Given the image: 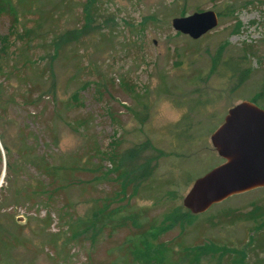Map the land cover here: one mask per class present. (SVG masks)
Returning <instances> with one entry per match:
<instances>
[{
	"label": "rangeland",
	"instance_id": "rangeland-1",
	"mask_svg": "<svg viewBox=\"0 0 264 264\" xmlns=\"http://www.w3.org/2000/svg\"><path fill=\"white\" fill-rule=\"evenodd\" d=\"M11 2H17L18 24L41 20V38L21 44L12 35L5 42L4 65L14 71L0 75V86L13 100L0 112V133L13 145L5 154L0 141V263L6 222L15 237L12 264H138L120 255L125 231L91 239L76 225L70 232L68 222L87 215L97 197L116 188L113 177L125 153L145 141L140 156L154 157L153 176L128 203L149 219L159 221L180 204L191 180L222 161L209 135L230 106L256 92L264 76V0ZM206 9L221 15L201 37L191 39L171 27L172 17ZM9 22L8 12L0 11V36L8 34ZM70 31L58 48L51 44V37ZM219 45L225 56L244 57L246 76L238 86L228 72H209ZM22 80L41 95L29 105L22 104ZM183 115L191 123L187 137L174 138L167 127ZM23 133L27 141L19 146ZM22 149L30 153L27 160L18 156ZM7 160L16 161L13 178ZM39 161L62 166L55 190L38 173ZM167 188L178 198L163 196ZM36 190L44 193L35 195ZM256 203L264 205V187L230 196L160 239L225 245L220 264H264V225L222 222L223 212L237 215ZM252 234L261 239L254 253L245 246Z\"/></svg>",
	"mask_w": 264,
	"mask_h": 264
},
{
	"label": "trees",
	"instance_id": "trees-1",
	"mask_svg": "<svg viewBox=\"0 0 264 264\" xmlns=\"http://www.w3.org/2000/svg\"><path fill=\"white\" fill-rule=\"evenodd\" d=\"M18 1L21 3L24 0ZM16 5L17 2L13 4L11 0H4L3 4L0 2V11L8 12L10 16L8 34L0 36V75H5V72L14 71L12 67L6 68L3 61L8 49V42L5 44L7 38L9 39V37L13 35L15 39L21 41V44H28L34 39L41 38V35H38L41 33V30H39L41 26L39 22H41V20L38 19L36 24L33 23L29 26L26 24H18ZM216 14L219 16L221 12H217ZM88 21H91V19ZM69 34H72L71 31L51 37V44L58 48L62 39ZM242 50L244 52H249L246 48H242ZM243 64V55H236L234 57L230 55L225 56L222 45H219L210 55L209 72L217 70L228 72V77L234 78V84L238 86L244 81L246 76V68L243 67ZM22 81L23 85L27 86L22 97V104L29 105L40 98L41 95L36 94L35 89L31 88L33 86L31 83L25 80ZM32 97L35 99H29ZM12 100L13 96L5 93V90L0 86V112H4ZM248 100L264 108V76L260 80L256 92ZM190 126L191 123L187 120V116L183 115L177 121L168 125L167 132L171 136L173 135L174 138L180 136L187 137L186 131ZM23 135L24 133L20 134L22 138H19L17 142L19 146L26 144L27 138L23 137ZM0 141L5 154H10L13 143L7 141L3 133H0ZM145 142L131 147L127 153H125V162L118 165L117 173L113 177V180L116 182V188L101 197H97L87 215L75 217L68 222L69 231L71 232L76 225L82 229L83 233H88L91 239H94L99 234L111 235L119 230L125 231L118 248L120 255H122L124 259H128V261L130 260L132 263L205 264L204 261L209 258L211 260L215 259V262L213 261L212 264H220L221 259L227 255L226 252L228 251V247L225 245H217L212 241H205L184 246L181 242L179 243L178 240L163 241L160 239L161 234L164 232L173 227L183 229L185 226L191 224L195 216L201 214L192 213L182 205L181 198L183 194H180V204L174 205L159 221L155 218L149 219L142 208L132 209L133 207H130L128 199L134 196L137 186L153 176L154 164L152 160L154 157L140 156V154L146 150L144 147L147 145V142ZM19 155L21 159L25 158L27 160L30 153L22 149L20 154L18 153V156ZM39 162L38 165L36 164L38 173L45 175L48 181L52 180L53 182L49 183L48 186L55 190L56 186L54 185L57 181L58 171L62 166L49 164L45 161ZM16 168V161L11 163L10 160H7L5 162V169L10 172L12 178L16 174ZM188 182L189 178L184 182L185 186H187ZM125 189H129V191ZM23 191L25 190L23 189ZM35 193V195H42L44 192L43 190H36ZM178 195L179 193L177 194L176 190L171 188H167L163 192V196L167 198H178ZM222 214L224 216V221L222 222L226 224L236 219H243L256 223V226L259 228L264 225V205L260 203L251 206L247 212L237 213V215L232 213V211H225ZM3 228L6 232L3 242L5 244V256L2 259L3 262L0 264H12L13 258L11 255L14 249L15 237L8 223H3ZM260 240L259 234L256 236L252 234V236L249 237V242L245 244L246 249L254 253L256 246H259Z\"/></svg>",
	"mask_w": 264,
	"mask_h": 264
},
{
	"label": "water",
	"instance_id": "water-1",
	"mask_svg": "<svg viewBox=\"0 0 264 264\" xmlns=\"http://www.w3.org/2000/svg\"><path fill=\"white\" fill-rule=\"evenodd\" d=\"M171 27L197 39L217 24L213 10L193 11L170 20ZM209 141L222 159L194 178L181 198L192 213H202L228 197L264 187V109L243 99L230 106Z\"/></svg>",
	"mask_w": 264,
	"mask_h": 264
}]
</instances>
